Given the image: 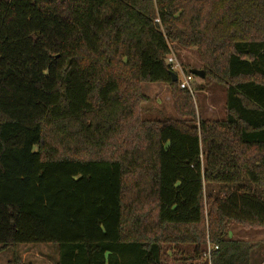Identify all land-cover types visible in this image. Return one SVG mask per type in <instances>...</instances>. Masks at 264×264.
I'll list each match as a JSON object with an SVG mask.
<instances>
[{"label": "trees", "instance_id": "obj_1", "mask_svg": "<svg viewBox=\"0 0 264 264\" xmlns=\"http://www.w3.org/2000/svg\"><path fill=\"white\" fill-rule=\"evenodd\" d=\"M172 45L223 87V120L196 121ZM144 83L184 120H144ZM231 224L264 228V0H0V252L195 264L208 242L209 264H249Z\"/></svg>", "mask_w": 264, "mask_h": 264}, {"label": "rangeland", "instance_id": "obj_2", "mask_svg": "<svg viewBox=\"0 0 264 264\" xmlns=\"http://www.w3.org/2000/svg\"><path fill=\"white\" fill-rule=\"evenodd\" d=\"M170 54L184 71L188 72L189 69L201 70L202 65L196 50H186L172 45ZM199 86L203 87V89L199 90ZM141 89L142 94L146 98V102L141 105L142 118L144 120H184L176 112L168 86L159 83H144ZM192 89L193 94H190V98L194 107L196 121L203 119L213 122L224 119V89L221 85L206 79L200 80L193 76ZM212 187L216 193L217 191L222 194L224 191L228 192L227 187H220L219 189L215 186ZM239 187H242L241 190L239 189L241 192L246 187L252 192H259L255 186L247 181ZM228 188L238 190L236 186ZM228 238L243 241L250 247L249 264H264V228H248L231 224L228 227ZM211 249L212 246L207 242L204 254ZM171 253V251H168V255L164 258V264H175ZM204 254L201 255L195 264H209V257ZM14 256H17L20 264H56L58 248L50 244L18 245L14 250L9 249L1 252L0 263L12 264L11 261Z\"/></svg>", "mask_w": 264, "mask_h": 264}, {"label": "built area", "instance_id": "obj_3", "mask_svg": "<svg viewBox=\"0 0 264 264\" xmlns=\"http://www.w3.org/2000/svg\"><path fill=\"white\" fill-rule=\"evenodd\" d=\"M170 55L166 58V64L168 65L170 72L175 73L177 79L176 82L178 83L180 89L188 91L189 94H193V76L190 75L187 71H184L181 65H179V63L176 61V59L172 55ZM207 255H209V252L207 253Z\"/></svg>", "mask_w": 264, "mask_h": 264}, {"label": "water", "instance_id": "obj_4", "mask_svg": "<svg viewBox=\"0 0 264 264\" xmlns=\"http://www.w3.org/2000/svg\"><path fill=\"white\" fill-rule=\"evenodd\" d=\"M188 73H189L190 75H192V76H194V77L200 79V80H203V79L205 78L204 72H203L202 70L189 69V70H188ZM169 76L171 77V81H172L173 83H175V82L177 81L175 73L170 72V73H169Z\"/></svg>", "mask_w": 264, "mask_h": 264}, {"label": "crops", "instance_id": "obj_5", "mask_svg": "<svg viewBox=\"0 0 264 264\" xmlns=\"http://www.w3.org/2000/svg\"><path fill=\"white\" fill-rule=\"evenodd\" d=\"M0 253H1V252H0ZM11 262H12V264H14V263H13V260H12ZM0 264H1V263H0ZM19 264H20V262H19Z\"/></svg>", "mask_w": 264, "mask_h": 264}]
</instances>
